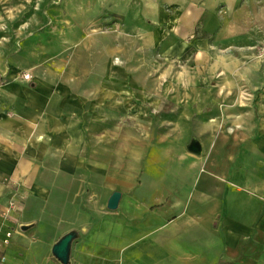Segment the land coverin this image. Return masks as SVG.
<instances>
[{
	"label": "rangeland",
	"instance_id": "obj_1",
	"mask_svg": "<svg viewBox=\"0 0 264 264\" xmlns=\"http://www.w3.org/2000/svg\"><path fill=\"white\" fill-rule=\"evenodd\" d=\"M58 6L15 2L12 29H28L17 41L40 36L59 43L61 20L43 14ZM82 6L77 23H86L87 34L68 36L71 63L86 74L111 43V111L98 115L94 133L106 135L109 192L122 198L110 211L106 197L81 186V220L108 219L137 231L124 264H247L249 256H264L252 229L242 231V241L227 242L229 195L222 189L264 204V0ZM192 141L199 154L187 150Z\"/></svg>",
	"mask_w": 264,
	"mask_h": 264
},
{
	"label": "crops",
	"instance_id": "obj_2",
	"mask_svg": "<svg viewBox=\"0 0 264 264\" xmlns=\"http://www.w3.org/2000/svg\"><path fill=\"white\" fill-rule=\"evenodd\" d=\"M23 1L0 0L5 23L0 33V264H61L51 250L69 232L78 235L68 264H124L137 231L108 219L95 224L80 217L81 186L87 185L91 195L100 192L106 204L119 192H109L106 135L101 140L94 133L98 115L111 111V43L103 44L91 70L78 73L68 36L87 34L86 23H77L84 0H58L57 10L43 12L61 20L56 44L40 36L17 41L16 35L28 29L14 31L10 18L14 3ZM222 189L229 195L224 200L227 242L242 241V231L251 229L254 242H264V204L234 197V188ZM248 258L247 264H264V256Z\"/></svg>",
	"mask_w": 264,
	"mask_h": 264
},
{
	"label": "water",
	"instance_id": "obj_3",
	"mask_svg": "<svg viewBox=\"0 0 264 264\" xmlns=\"http://www.w3.org/2000/svg\"><path fill=\"white\" fill-rule=\"evenodd\" d=\"M187 150L193 154H199L201 152L200 144L197 141H192ZM121 198V194L119 192H113L106 204V208L110 211H114L117 209L119 201ZM76 237L74 232H69L64 235L53 247H52V255L61 263L68 264L70 248L72 241Z\"/></svg>",
	"mask_w": 264,
	"mask_h": 264
},
{
	"label": "built area",
	"instance_id": "obj_4",
	"mask_svg": "<svg viewBox=\"0 0 264 264\" xmlns=\"http://www.w3.org/2000/svg\"><path fill=\"white\" fill-rule=\"evenodd\" d=\"M22 78H23V80H25V81H29V80H30V75H29L28 73H23V74H22Z\"/></svg>",
	"mask_w": 264,
	"mask_h": 264
}]
</instances>
